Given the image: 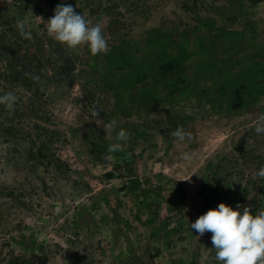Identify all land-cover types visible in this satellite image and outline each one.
Wrapping results in <instances>:
<instances>
[{
    "label": "rangeland",
    "instance_id": "obj_1",
    "mask_svg": "<svg viewBox=\"0 0 264 264\" xmlns=\"http://www.w3.org/2000/svg\"><path fill=\"white\" fill-rule=\"evenodd\" d=\"M61 2L0 0V264H220L190 223L264 211V0H67L95 56L48 36Z\"/></svg>",
    "mask_w": 264,
    "mask_h": 264
},
{
    "label": "clouds",
    "instance_id": "obj_2",
    "mask_svg": "<svg viewBox=\"0 0 264 264\" xmlns=\"http://www.w3.org/2000/svg\"><path fill=\"white\" fill-rule=\"evenodd\" d=\"M46 21L48 36L69 49L86 45L91 55L95 56L112 46L111 36L104 30L101 22L93 23L82 13H77L67 0H62L54 9V15ZM18 27L24 38H30L31 33L26 31L23 24H19ZM17 100L18 97L13 92L0 95V105L10 111L15 110ZM104 110L103 105H97L95 108L98 115ZM116 124V120L110 119L107 123L108 130ZM255 132L257 135L264 133V118L255 127ZM171 136L176 142L181 159L190 163L194 154L186 150V146L193 139L191 131L178 127L171 132ZM126 138V131L119 130L117 142L110 144L107 152L120 151V141ZM259 175L264 177V167L261 168ZM190 228L199 236L212 234V248L215 249V258L220 264H264V211L253 212L249 206L237 204L233 207L221 202L191 222Z\"/></svg>",
    "mask_w": 264,
    "mask_h": 264
}]
</instances>
